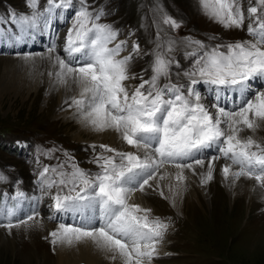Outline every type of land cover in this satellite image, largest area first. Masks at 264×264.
Returning a JSON list of instances; mask_svg holds the SVG:
<instances>
[{"label": "snow or ice", "instance_id": "1", "mask_svg": "<svg viewBox=\"0 0 264 264\" xmlns=\"http://www.w3.org/2000/svg\"><path fill=\"white\" fill-rule=\"evenodd\" d=\"M26 2L31 12L12 13L9 20L21 35L28 36L43 34L54 17L74 7L73 0H46L43 8L40 0ZM198 3L204 15L226 30H244L248 19L247 35L251 39L211 46L183 38L191 49L185 55L194 58L192 66L182 73L184 84L171 80L173 65L180 66L171 55L177 41L161 39L159 31L152 53V75L148 79L141 75L139 84L126 83L137 79L129 73V64L140 54V45L133 42L131 52L121 55L128 41L118 40L119 32L100 22L105 15L103 8L90 9L88 0H79L72 16L64 55L57 52L54 41L47 48L46 58L53 69L49 77L57 86L78 89V96H73L68 106H74L94 131H115L133 149L121 151L101 144L102 151L92 161L99 169L95 174L81 169L67 153L65 163L70 172L65 170V163L42 168L39 181L42 192L52 201L49 207L56 212L77 213L82 221L79 226L60 224L50 232L54 245L91 241L120 264H152L161 254L160 245L170 225L153 217L151 208L132 202L133 196L157 181L155 188L164 197L159 182L171 177L177 183L166 187L175 204L180 185L187 179L184 170L196 174L197 166L204 168L206 150L216 154L208 158L206 171L200 173L201 184L214 178L215 161L223 158L225 180L231 178L234 183L246 177L264 186V143L253 135H241L264 126V83L259 88L251 83L264 82V0L248 7L247 17L241 0ZM161 23L172 29L181 27V22L167 14ZM162 78L167 83L161 85ZM198 84L208 86L212 96L209 103L204 102L206 97L197 89ZM231 93L236 94L238 103L226 108L221 100ZM90 147L95 151L96 145ZM169 166L176 169L175 173L167 170ZM5 179L0 175V181ZM23 196L18 191L14 198ZM39 216L34 211L26 220L3 226L27 225Z\"/></svg>", "mask_w": 264, "mask_h": 264}, {"label": "rangeland", "instance_id": "2", "mask_svg": "<svg viewBox=\"0 0 264 264\" xmlns=\"http://www.w3.org/2000/svg\"><path fill=\"white\" fill-rule=\"evenodd\" d=\"M241 2L247 17L248 7L255 6L256 0ZM73 3V8L53 18L51 27L43 34L37 32L28 36L21 35L18 26L9 20L12 13L31 12L26 0H0V4L9 9L6 13L0 12V175L6 177L0 181V264H55L53 238L49 233L62 222L70 225L75 222L73 218L81 221L74 212L68 214L72 218L70 223L63 219V212H55L51 219L41 215L45 192L41 190L39 173L44 166L65 163L67 153L86 172L95 174L99 171L92 161L102 149L94 144V151L90 147L93 143H80L69 133L68 124L54 119L51 111L57 100L55 97L50 99L43 87L29 94L16 89L20 73H23L18 60L23 59V55L46 51L53 41L56 50L64 55L67 35L64 29L71 27L72 16L79 8V0H73ZM45 4L46 0H40L41 8ZM88 4L90 9L103 8L105 15L100 22L117 30L118 40L128 41V53L133 42L140 45V54L134 55L129 64V73L137 76L138 83L141 75L144 79L152 75V53L158 31L161 39L171 37L177 41L171 55L180 66L173 65L171 80L179 84L186 83L182 73L192 66L194 59L185 55L191 49L183 38L191 37L211 46L251 39L247 35L248 19L244 30H226L203 14L198 0H88ZM165 14L181 22V27L172 29L162 24ZM14 34L18 39L12 37ZM21 39L34 44L33 50H26L24 46L17 48ZM160 83L163 85L167 80L162 78ZM262 83L258 81L254 88H259ZM196 87L203 96L209 94L212 98L207 85ZM234 97L236 99V94ZM209 153L216 154L214 150H206L203 158L207 159ZM65 170L71 171L67 163ZM242 178L233 183L237 192L240 190L236 199L224 195L216 205L211 197H206L203 216H186L180 210L156 216L152 213L153 217L169 223L164 240L173 245L167 255L157 259L159 264H264V186L246 177L240 181ZM214 182L220 186L216 180ZM245 184L250 185L246 191ZM18 191L24 196L15 199ZM34 211L40 216L27 225L20 224L11 229L3 226L26 220ZM39 218L50 225L41 226Z\"/></svg>", "mask_w": 264, "mask_h": 264}, {"label": "bare ground", "instance_id": "3", "mask_svg": "<svg viewBox=\"0 0 264 264\" xmlns=\"http://www.w3.org/2000/svg\"><path fill=\"white\" fill-rule=\"evenodd\" d=\"M6 11H9V9L6 8V6L0 4V12L6 13ZM68 29H69L68 27L64 29L66 34L68 32ZM12 37L18 39L15 34ZM18 43H20V45L17 48L24 46L26 50H33V46H35L32 43L30 44L24 42L23 39H21V41H18ZM40 46L42 47L43 45L41 44ZM129 50H130L129 46H127L125 52L121 53V55H127ZM46 54H47V50L42 52L28 53L23 55L24 56L23 59L18 60L21 63V69L23 73H20L21 78L18 84L19 86L16 87V89L18 90L17 92L25 90V92H28L29 94L31 92L37 91L38 89H40V87H43L44 93L46 95L49 94L48 97L50 99L54 97L55 99H57L55 105L53 104L54 106L52 107V111H51L54 119L61 120L64 124H68L70 126L69 128H71L69 133L75 139L81 141L80 143L88 142V143L96 144L98 146L104 144V145H109L121 151L133 150L119 138V135L115 131H111V130L102 131V132L94 131L91 127L87 126L81 120L74 106L71 108L68 106L71 103V98L73 96H78L79 94L78 89H76L75 86L69 88L65 86H57L55 84L54 79L49 77L48 75V73L50 71H53V69L50 67V63L46 58ZM29 55H31L33 58L26 59L25 57ZM16 80H18V78ZM126 83L133 85L139 84L136 79L127 81ZM251 83L253 84V87L258 85L257 84L258 81H253ZM234 95H235L234 93H231L227 95V98H222L221 105L226 108H231L235 103H238ZM204 97H206L204 101L205 103H209V101H211L212 99L209 94L204 95ZM65 101H67L68 103H65ZM241 135L245 137L248 135H253L254 138L264 143V126L258 129L255 133L246 130L242 132ZM212 155L215 154L214 153L208 154L207 159H205L204 168H200L199 166L196 167L195 170L196 174H193L191 170L188 169L184 170V175L187 177V179L184 181L182 185H180L179 195L175 197V204H173L172 202V193L169 192L166 187V185L169 183H173V184L177 183L171 177H169L165 181L159 182L161 187L164 188V192H165L164 197H162L159 191L156 190L155 188V184L157 183V181H152L150 183H152L154 186L146 187L145 191L142 193L141 192L135 193L132 202L138 203L143 207L151 208L152 213L155 216L156 214L164 215L169 211L178 212L179 210L186 213V216H188L189 214H191L192 216H194L195 214L196 215L200 214L198 216L201 215L203 216L205 212L204 199L206 197L207 198L208 196L211 197L210 199H212L214 204L216 205L218 204L219 200L224 199L223 198L224 195H229L234 199H236L237 198L236 196L238 192H240V190L238 189L237 192V188L235 185L233 186V182L231 178L225 180V178L223 177L221 171L222 165L225 163V160L223 158L215 161V170L213 173L214 178L210 182H208L210 183V185L208 183L201 184L200 173L206 171L208 158ZM167 170L170 173H175L176 171V169H174L171 166H169ZM244 179L245 177H243L242 180L240 181H243ZM215 180L218 182V184H220L219 187L214 182ZM249 186L250 185L245 184L244 186L245 191ZM52 192L54 193L55 190L52 189ZM216 193L217 195L215 197ZM51 203L52 201L49 195L47 193H44L43 203L41 205L40 212L43 217H47L48 219L49 217H53V215L56 212L51 207H49ZM22 210H24V208H22ZM68 214L69 212H63V219L70 223L72 218L68 217ZM73 221H75L74 224L70 223V225L79 226L82 223V221L78 220L77 218L76 220L73 218ZM65 223L62 222V224L68 226ZM40 224L41 226L46 227L50 225V222L46 223L40 219ZM58 226L59 225H57V228ZM172 233L173 231L170 234L173 235ZM172 246L173 245H171L170 242L169 244H167V241L165 239L163 243L160 245V249H159L161 253L160 256L154 258L152 264H159V261L157 259L164 256L165 253H168V251ZM53 250L55 254V264H120L119 260L116 261L111 260L108 254L97 248L91 241L75 243L72 246L57 243L54 245Z\"/></svg>", "mask_w": 264, "mask_h": 264}]
</instances>
